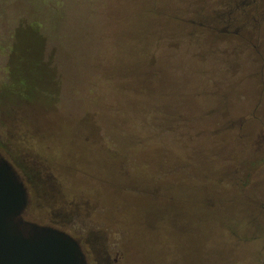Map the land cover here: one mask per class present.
Masks as SVG:
<instances>
[{
    "label": "rangeland",
    "instance_id": "obj_1",
    "mask_svg": "<svg viewBox=\"0 0 264 264\" xmlns=\"http://www.w3.org/2000/svg\"><path fill=\"white\" fill-rule=\"evenodd\" d=\"M263 138L264 0H0V153L87 264H264Z\"/></svg>",
    "mask_w": 264,
    "mask_h": 264
},
{
    "label": "water",
    "instance_id": "obj_2",
    "mask_svg": "<svg viewBox=\"0 0 264 264\" xmlns=\"http://www.w3.org/2000/svg\"><path fill=\"white\" fill-rule=\"evenodd\" d=\"M27 202L24 181L0 153V264H87L77 238L23 218Z\"/></svg>",
    "mask_w": 264,
    "mask_h": 264
},
{
    "label": "trees",
    "instance_id": "obj_3",
    "mask_svg": "<svg viewBox=\"0 0 264 264\" xmlns=\"http://www.w3.org/2000/svg\"><path fill=\"white\" fill-rule=\"evenodd\" d=\"M31 24H34V23H31ZM28 26H30V24ZM42 36L39 38H40V40H42L43 47H44L45 38H43ZM43 47L40 49V52H39L41 58L43 56ZM45 65L48 68L47 64H45ZM29 80H30V78L25 79L24 77H22V78L12 77V73H11V82H13L12 84L14 86H16L15 90H12V95L14 98H17V99H20V100L27 102L29 100H32L33 96L35 94H40V97L43 99L44 103L46 104V103H53V98L54 97L56 98L57 96L60 95V91L62 89L60 87V85H61L60 79H57V78H56V80H53L52 78L49 79L54 84L53 88L49 85L50 81H48V79L46 81L41 82V83L39 81L38 82L37 81L30 82ZM34 87L39 88V91H38L39 93L38 92L36 93V90ZM137 89H138V92L140 93L139 95L141 97H143L144 96V90L146 89L145 82H141L140 86H138ZM148 110L152 111V107ZM149 111H146V113L141 116V119L145 123H146V116H147V114H149L148 113Z\"/></svg>",
    "mask_w": 264,
    "mask_h": 264
},
{
    "label": "flooded vegetation",
    "instance_id": "obj_4",
    "mask_svg": "<svg viewBox=\"0 0 264 264\" xmlns=\"http://www.w3.org/2000/svg\"><path fill=\"white\" fill-rule=\"evenodd\" d=\"M261 145H264V138L260 141ZM259 207L264 209V203H256ZM264 213V212H263ZM91 243L95 247V253H96V264H114L116 261L115 259H112L109 252L107 244H105V240L102 236L93 234V237L91 238ZM206 255V254H205ZM228 256H237L236 250H233L229 252ZM87 260V257H86Z\"/></svg>",
    "mask_w": 264,
    "mask_h": 264
}]
</instances>
